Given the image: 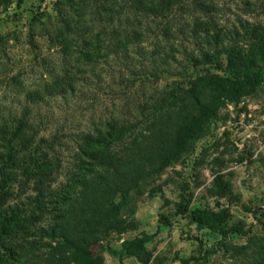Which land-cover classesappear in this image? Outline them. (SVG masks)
Returning <instances> with one entry per match:
<instances>
[{"label": "rangeland", "instance_id": "rangeland-1", "mask_svg": "<svg viewBox=\"0 0 264 264\" xmlns=\"http://www.w3.org/2000/svg\"><path fill=\"white\" fill-rule=\"evenodd\" d=\"M213 2L210 14L175 7L155 18L123 6L122 0H102V16L96 19L94 7L90 10L91 5L81 0H0V126L26 117L40 130L58 131L60 156L67 168L77 137L115 112L129 120L138 117L143 102L156 89L137 82L129 91L122 85L126 66L119 54L125 44L132 52H141L139 48L147 54L171 52L180 49L182 37L192 30L226 34L246 22L264 27V0ZM61 20L85 34L58 41ZM110 31H135L140 37L111 44L106 42ZM83 40L105 49L96 62L89 63L80 54ZM134 59L137 65L142 63L140 56ZM170 82L164 75L159 92L167 90ZM65 90L69 93L62 99L59 93ZM35 99L40 101L37 105ZM20 179L13 188L16 200H24L32 189ZM17 202L0 200V210ZM132 204L134 227L111 235L96 249L103 251L105 264H183L190 259H196L191 264H247L254 247L264 240V82L239 102L227 104L191 152L142 186L132 195ZM180 208L184 215L178 214ZM196 210L213 214L207 226L192 222ZM34 213L37 226L25 230L26 239L19 236L22 259L33 253L32 242L37 248L51 245L41 240L39 230L48 215ZM160 217L170 226L161 225ZM140 239L147 240L144 252L126 257L123 246Z\"/></svg>", "mask_w": 264, "mask_h": 264}, {"label": "trees", "instance_id": "trees-1", "mask_svg": "<svg viewBox=\"0 0 264 264\" xmlns=\"http://www.w3.org/2000/svg\"><path fill=\"white\" fill-rule=\"evenodd\" d=\"M122 2L138 14L155 18L164 17L165 12L170 13L175 7L192 8L200 15L215 9L213 0ZM81 3L91 5L90 10L94 7L92 16L101 18L102 0H81ZM61 21L58 41L72 34L78 37L85 34L71 27L67 20ZM232 28L226 34L192 30L182 37L180 49L171 52L162 49L147 54L140 48L141 52L138 49L132 52L125 44V51L119 54L126 66L122 85L129 91L137 82L140 87L146 84L156 89L143 102L138 117L129 120L115 112L77 137L67 168L60 156L62 138L58 131L40 130L26 117L14 125L0 126V200L18 201L15 207L0 210V264H105L103 251L96 249L111 235H122L136 223L132 195L181 162L227 104L239 102L263 84L264 27L246 22L240 23V28ZM108 35L110 39L106 42L111 44L114 40L121 44L134 42L140 37L135 31L126 34L110 31ZM82 43L80 54L89 63L96 62L105 50L87 40ZM134 56H140V65ZM192 70L202 73L193 76ZM164 75L171 82L167 90L159 92ZM67 93L69 90L59 94L66 99ZM32 101L35 105L40 102ZM20 177L26 179L27 186L32 185L24 200H16L13 189ZM35 211L48 215L45 227L39 230L41 240L50 241L51 245L37 248L32 242L33 253L22 259L20 252L24 246L19 243V236L26 239L25 230L37 226ZM184 213L183 208L178 210L179 215ZM212 217L208 211L196 210L191 220L207 226ZM159 223L170 226L164 217H160ZM146 239L125 244L124 255L139 256L145 250ZM148 261L147 258L143 263ZM192 262L196 259L183 264ZM247 264H264V240L254 247Z\"/></svg>", "mask_w": 264, "mask_h": 264}]
</instances>
